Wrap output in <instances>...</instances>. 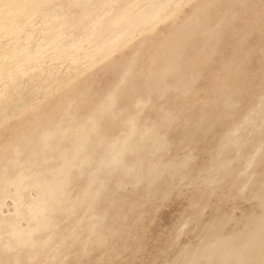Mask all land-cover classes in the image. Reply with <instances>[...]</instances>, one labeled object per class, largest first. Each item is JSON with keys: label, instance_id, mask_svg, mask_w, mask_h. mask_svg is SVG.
Here are the masks:
<instances>
[{"label": "rangeland", "instance_id": "obj_1", "mask_svg": "<svg viewBox=\"0 0 264 264\" xmlns=\"http://www.w3.org/2000/svg\"><path fill=\"white\" fill-rule=\"evenodd\" d=\"M84 1H48L0 31V170L35 178L20 198L0 192V264H220L229 239L226 264H264V232L248 241L264 224V0H170L129 33L113 20L130 0ZM93 122L48 226L6 246L9 222L36 223L33 181L61 165L32 135L57 126L68 149ZM120 140L121 163L101 167Z\"/></svg>", "mask_w": 264, "mask_h": 264}, {"label": "bare ground", "instance_id": "obj_2", "mask_svg": "<svg viewBox=\"0 0 264 264\" xmlns=\"http://www.w3.org/2000/svg\"><path fill=\"white\" fill-rule=\"evenodd\" d=\"M1 1L5 2V7H3V9H0V11L3 15L2 18L0 19V31L2 29L5 30L8 26H10V28L8 30L10 32L12 31V33H13V32H17L19 30L18 25H19V22H21L22 18L23 19L29 18L30 16H32L33 14L36 13V11L40 8V6H42L43 4H46V2H48V1L50 2L51 0H21V1L0 0V3H1ZM147 1H149V0H147ZM84 2L88 6V8H91L92 4H94V3L103 4V5L106 3L105 0H86ZM170 2H171L170 0H154L152 3L150 2V4H147L148 2L146 3V0H145V2H144V0H130L129 3L127 4L126 8L123 10V12H121L120 14H118V16H116L114 18V20H113L114 24L113 25L125 22V24L128 27L125 29V31L128 32L131 29L133 30L134 24L137 21L148 22V21L159 19L160 14L163 13V11H165L166 9L168 11V8H169L168 6L170 5ZM87 17L88 18L91 17V14L88 13ZM157 22H158V20H157ZM19 27L21 28V25ZM101 31H103V29ZM109 34H111V33H109ZM14 35H15V33H14ZM112 40H113V38H112ZM109 42H111V41H109ZM104 44H106V43L104 42ZM12 54H13V52H12ZM9 55H7V56H9ZM22 55L24 56V54H22ZM176 55H175V58L177 57ZM27 57H28V54H27ZM6 59H7V57H6ZM8 59H10V57ZM18 61H19V59H18ZM172 61H173V58H171V62ZM22 62H23V60H22ZM13 63H14V61H13ZM172 63H174V62H172ZM0 64H2V63H0ZM11 64H12V61H11ZM10 66L13 67V65H10ZM171 67L172 66L170 63L168 65V67L166 66V69H169ZM4 69H6V68H4ZM110 101L111 100H109V102ZM106 104H107V101H106ZM109 106H111L110 103H108V107ZM91 126H93L94 128L97 127L96 123H94V122L91 125L89 124L88 126L81 127L77 131L78 134L74 139V144L72 145L71 148H68V149L65 147H61V145L59 146L58 144L54 143V141H56V138L65 137V134H63L61 129L58 128L57 126L53 127V130L43 129V130H41L42 132L40 134H36V135L33 134L32 135L31 142L38 148L39 153L45 154L48 152V154L51 156L56 151V156L60 158L61 165H60V167L56 168L54 171L53 170L49 171V174H50L49 178L37 179V180L33 181L32 184L35 185V188L38 190L40 196H38V198H36L30 202V204L27 206L28 210H27V212H24V215L27 216L29 220L36 221V223H35L34 227H31L29 229H22V228L18 227L17 223L9 222L7 227L9 228V231L11 234V239H9L7 241L6 246L11 247V248H14L17 246H23V247L32 246L33 245V235H34L33 233L37 229L48 226L49 219L47 216H48L49 212H51L52 209L56 205L59 207V205L57 204V201H54V200H56L54 198L56 195L62 193V189H63L62 186L64 184V180L68 181V177H69L71 170L74 166L73 160H74L75 156L84 152L86 147L90 144V141H91L90 138H91V134L93 132V129ZM129 127H130V132L133 133L135 131V126H134V123L132 121L129 124ZM126 150H127V145L125 142H123L122 140L116 142L114 144V153L112 154L110 151H108V153L105 154V156L101 159L100 166L101 167H109V166H113V165L114 166L119 165L121 163V155ZM12 152L15 154H19L21 152V150L19 148V149H15ZM82 160H83L82 162H87L89 160V158L87 156H85ZM11 166H12V164L10 166H4V168L0 170V192L1 193H3L4 191L6 192V190H5L6 185L13 184L17 188L15 196H16V198H20L22 196V190L24 189L23 187L31 184L30 178H31V180L35 179V178L31 177L30 173L27 172V174L26 173L16 174L15 178L10 179L9 174L11 173V171H10V168H12ZM88 194H90V193H88ZM262 196L264 197V195H262ZM253 227H255V226L253 225ZM262 232H264V224L260 225L255 233L253 232L254 233L253 236L250 239H248V241L251 243H252V241H258L257 237L255 239V234L256 235L261 234ZM247 236H248V234H247ZM259 237H260V235H259ZM0 240H1V235H0ZM229 241H230V239L228 240V242ZM228 242L223 243L222 246H220L219 248L217 247L218 249H216L215 255L213 254V256L216 257L217 261L220 262V264H226L227 260L228 259L231 260V257H233L234 253L236 252V251H232V247L229 245L231 243V241L229 244H228ZM261 242H262V240H261ZM255 244H256V242H255ZM247 246H248V244H247ZM253 246H255V245H253ZM262 247H264V246L262 245ZM237 248H239V247H237ZM246 249H247V247H246ZM254 250H257V249H254ZM242 252H243V250H241V253ZM239 253L240 252H238V254ZM263 254H264V251H263ZM262 256H264V255H262ZM235 257H237V264H245L246 263V257H248V256H246V254L243 253V256L240 255V256H235ZM261 259H263V258H261ZM251 260H252V258H251ZM15 263L18 264L17 261ZM248 263H249V261H248ZM255 263H257L256 259H255ZM232 264H235V262ZM258 264H259V262H258Z\"/></svg>", "mask_w": 264, "mask_h": 264}]
</instances>
